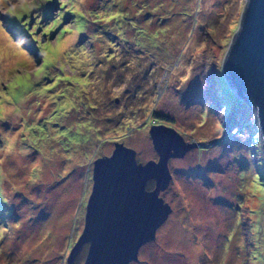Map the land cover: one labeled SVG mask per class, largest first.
Segmentation results:
<instances>
[{
  "label": "rangeland",
  "instance_id": "obj_1",
  "mask_svg": "<svg viewBox=\"0 0 264 264\" xmlns=\"http://www.w3.org/2000/svg\"><path fill=\"white\" fill-rule=\"evenodd\" d=\"M246 1L0 0V264H70L93 161L117 143L158 161L157 124L195 145L170 157L172 212L130 264H264L260 132L223 75Z\"/></svg>",
  "mask_w": 264,
  "mask_h": 264
},
{
  "label": "water",
  "instance_id": "obj_2",
  "mask_svg": "<svg viewBox=\"0 0 264 264\" xmlns=\"http://www.w3.org/2000/svg\"><path fill=\"white\" fill-rule=\"evenodd\" d=\"M241 23L223 60L229 88L254 111L264 161V0H247ZM159 160L141 163L136 150L117 143L110 156L95 159L92 192L86 205L83 233L68 258L70 264L89 244L83 264H130L140 248L155 240L172 207L160 190L171 183L170 157H181L188 143L174 127L150 130ZM2 141L0 135V142ZM149 180L156 182L148 190Z\"/></svg>",
  "mask_w": 264,
  "mask_h": 264
},
{
  "label": "trees",
  "instance_id": "obj_3",
  "mask_svg": "<svg viewBox=\"0 0 264 264\" xmlns=\"http://www.w3.org/2000/svg\"><path fill=\"white\" fill-rule=\"evenodd\" d=\"M126 14H127V15H126ZM124 15H125V17H127V18L129 19L130 15H128V13H125V12H124ZM146 19H147V18H146ZM147 20H148V19H147ZM137 21L139 22L138 19H137ZM148 21H149V23H154V18H153V19L150 18ZM139 23H140V22H139ZM140 24H141V23H140ZM84 32H85V31H84ZM104 32H105V31L101 32L100 34H102V33L104 34ZM105 33H106V32H105ZM100 34H98L97 37H99ZM106 34H107V33H106ZM114 36H115V35H114ZM116 37L118 38V40H114V42L111 43V46H113L114 43H116V44L119 45V46H120L121 44H123V46L126 48V52H127V51H128V52H130V51H135V53H136V52L141 53L139 49H138V51H137V48H138V47H135V46H134V41H133V40L129 41V39L123 38V37H121V36H120V37L116 36ZM89 40H91V39H89ZM102 55H103V54H102ZM103 56H105V58L108 59V58L110 57V54H109L108 56L104 54ZM20 100H21V97H20ZM53 113H54V111H53ZM56 113H57V110H55V114H56ZM55 114H54V115H55ZM54 115L51 114L50 116H54ZM154 115H155V117L158 118V119H163V120H165V121H166V120H167V121H171V119H170L169 117H168V118H167V117L165 118V117L163 116L162 113L157 112V113H154ZM50 134H51L54 138L56 137V135H58L57 133L55 134L54 132H51ZM89 139H90V138L86 137V140H83V141H88ZM2 207H3V206L1 205V206H0V211L2 210ZM10 214H11V212H10Z\"/></svg>",
  "mask_w": 264,
  "mask_h": 264
}]
</instances>
